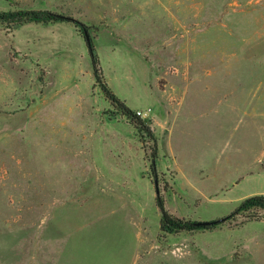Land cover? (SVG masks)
Wrapping results in <instances>:
<instances>
[{"label": "rangeland", "instance_id": "obj_1", "mask_svg": "<svg viewBox=\"0 0 264 264\" xmlns=\"http://www.w3.org/2000/svg\"><path fill=\"white\" fill-rule=\"evenodd\" d=\"M88 28L0 24V264H264V0H0ZM156 150L155 172L151 168ZM157 178L159 194L153 180Z\"/></svg>", "mask_w": 264, "mask_h": 264}, {"label": "trees", "instance_id": "obj_2", "mask_svg": "<svg viewBox=\"0 0 264 264\" xmlns=\"http://www.w3.org/2000/svg\"><path fill=\"white\" fill-rule=\"evenodd\" d=\"M57 15L59 14H55L48 10H0V24L8 26H22L25 24H36L46 26L58 22H68L73 23V25L79 28L81 32L83 29L88 31V28L85 25L79 23L78 21L74 19L66 21L57 17ZM86 46L91 59L92 74L94 77L95 84L101 89L105 99L119 114H121V116H123L134 127L138 136L145 135L148 137V139L153 140V135L151 134L145 121L141 119L140 116L136 114V112L127 107L125 103L121 101L105 83L98 65V59L94 55V49L91 39L89 43H86ZM151 157V168L153 172H155L156 150L154 148L152 150ZM156 206L159 209L160 213V231L168 235H175L182 232L212 230L218 227L221 223L232 220L233 218H237L238 216H245L246 214H251L256 211H264V195H255L244 199L232 213H230L227 217L224 218L223 222L211 224L208 226H196V221L177 218L170 215L165 210L164 203L159 197L156 198Z\"/></svg>", "mask_w": 264, "mask_h": 264}, {"label": "water", "instance_id": "obj_3", "mask_svg": "<svg viewBox=\"0 0 264 264\" xmlns=\"http://www.w3.org/2000/svg\"><path fill=\"white\" fill-rule=\"evenodd\" d=\"M57 17H59V18H61L63 20H66V21H70L72 19L70 17H66V16H63V15H57ZM82 34H83V38H84L85 42L89 43L90 42V38H89L87 30L83 29L82 30ZM153 183H154V187H155V193H156V195H158L159 191H158V187H157V178L156 177L154 178ZM223 221H224V218L218 219V220H215V221H211V222H196L195 225L196 226H208V225H211V224L221 223Z\"/></svg>", "mask_w": 264, "mask_h": 264}, {"label": "built area", "instance_id": "obj_4", "mask_svg": "<svg viewBox=\"0 0 264 264\" xmlns=\"http://www.w3.org/2000/svg\"><path fill=\"white\" fill-rule=\"evenodd\" d=\"M136 114H137L138 116H141V117H144V116H145V114L140 113V112H137Z\"/></svg>", "mask_w": 264, "mask_h": 264}]
</instances>
